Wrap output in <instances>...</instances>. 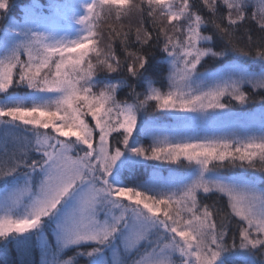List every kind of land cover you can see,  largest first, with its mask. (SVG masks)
I'll list each match as a JSON object with an SVG mask.
<instances>
[{
    "label": "snow or ice",
    "instance_id": "1",
    "mask_svg": "<svg viewBox=\"0 0 264 264\" xmlns=\"http://www.w3.org/2000/svg\"><path fill=\"white\" fill-rule=\"evenodd\" d=\"M14 7L0 0V124L22 130L0 139V250L36 242L40 264H264V107L259 128L203 135L151 118L214 125L264 106V0H77L70 16L30 0L19 20Z\"/></svg>",
    "mask_w": 264,
    "mask_h": 264
},
{
    "label": "trees",
    "instance_id": "2",
    "mask_svg": "<svg viewBox=\"0 0 264 264\" xmlns=\"http://www.w3.org/2000/svg\"><path fill=\"white\" fill-rule=\"evenodd\" d=\"M62 1L70 2L73 5L76 4V3H74L75 0H56L57 3H60ZM29 2H30V0H15L16 7H14L12 9L10 14L12 16H15L19 20L20 15H21L20 6L26 5ZM40 2L44 5H47L49 3V0H40ZM158 65H159V67H158L157 71L153 72L151 75L155 81L156 86L161 87L163 89L166 85L165 81H166V74H167V65H166V62H161V61H158ZM208 66L215 68V67H218L219 65L215 61L209 60ZM251 67H252V70L259 71L261 68V65L257 63V64H253ZM145 86L146 85L143 82H141L139 84L138 90L143 91ZM14 92L18 96L21 94L28 93L29 90H27L23 87H19V88L14 89ZM127 93H128L127 88L122 89L119 92V98L125 99L127 97ZM261 94H264V93H261ZM261 107H264V106L260 105L259 102L257 101L256 103H250L246 106L234 105L233 110L248 113V111H251L253 109L257 110L258 108H261ZM161 113L162 112L151 113V118L155 119V120H161L162 117H164ZM2 129L6 130V129H11V128H8L3 124H0V131ZM17 131L20 133L22 130L17 129ZM187 170H189V168L183 167V166H177V165H164L161 168V172L163 175L170 173V172H186ZM150 171H151V169H149L146 172L143 167L137 169V173L142 178H146V176L150 173ZM258 187H260L261 189H264V183H260L258 185ZM49 228L50 227H48L46 230H48ZM47 236L50 238L49 232H48ZM39 255H40V249H39V246L36 242H33V245L31 247V251H30L29 255H23L20 251H18L15 243H9L7 246V251L0 250V264H26V262L28 260H31L32 264H39ZM74 255H75V249L66 250L63 254V256L66 258L70 257V256H74ZM76 259L79 261V264H85V258L77 257ZM257 259H259V258H257Z\"/></svg>",
    "mask_w": 264,
    "mask_h": 264
},
{
    "label": "rangeland",
    "instance_id": "3",
    "mask_svg": "<svg viewBox=\"0 0 264 264\" xmlns=\"http://www.w3.org/2000/svg\"><path fill=\"white\" fill-rule=\"evenodd\" d=\"M74 3H77V0H75ZM60 4L69 6L67 11H68V15L70 16L71 10H72L71 6H73V4H71L70 2H67V1H62V2H60ZM21 17H22V13L20 15V19H21ZM59 23H60V26L63 27L65 25L71 23V21L70 20H61ZM166 65H167V63H166ZM167 70H168V65H167ZM165 82H166V85L163 88L164 90H166V87H167V80ZM28 93L21 94L18 96L19 97H26ZM261 108H258L257 110L253 109L251 111H248V113L233 110L234 115H232L231 117H228V118L221 119L219 122H217L214 125H199V126H197L196 124H194L191 121H180V122H178L177 120H175L174 118H172L170 115H168L166 113H161L164 117H162L161 120H156V121L162 127H164L166 130H168L169 132L176 130L177 127L180 126L182 129H184L186 131L187 134H193L195 132V133L203 135V134H205V131H209L212 128H215L218 131H231V130H237V129H248L251 127L259 128L260 123H261V111H260ZM5 132L9 133V137H11L12 135L19 134L17 129H15V130H13V129H6V130L2 129L0 131V139L3 138V135ZM143 142L145 144H147L150 141L145 139ZM189 171H190V169L187 170L186 172H170V173L179 176V175H187L189 173ZM170 173L164 174V176L167 177ZM2 187H3V185L0 184V188H2ZM48 227H50V228L48 230H46ZM44 231H45L46 235H48V232H49L50 238L49 237L48 238L51 240L52 239V226H47L44 229ZM39 249H40V247H39ZM108 255L111 256V253H108ZM63 258L66 259V257H64V256H63ZM39 264H40V255H39Z\"/></svg>",
    "mask_w": 264,
    "mask_h": 264
}]
</instances>
